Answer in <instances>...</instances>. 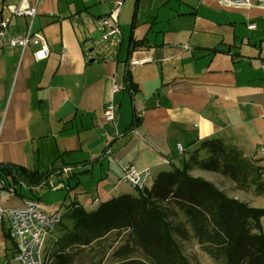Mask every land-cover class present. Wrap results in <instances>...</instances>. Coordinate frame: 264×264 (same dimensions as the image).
Here are the masks:
<instances>
[{"label": "crops", "instance_id": "0c3cea01", "mask_svg": "<svg viewBox=\"0 0 264 264\" xmlns=\"http://www.w3.org/2000/svg\"><path fill=\"white\" fill-rule=\"evenodd\" d=\"M20 1L0 0V23L10 18L0 37V164L41 172L56 168L49 181L60 178L53 189L68 186L70 201L49 204L40 194L44 184L33 190L22 185L20 194L1 190L5 208L20 207L33 196L62 215L74 204L94 210L102 201L133 193L122 179L127 165L150 167L156 177L183 167L210 138L264 166V6L226 7L218 0H29L37 7L31 21L11 17L7 6ZM117 1L123 2L122 40L93 54V35L101 33L97 18L113 11ZM29 30L26 47L11 46V39ZM132 37L145 41L132 55L150 61L128 66ZM45 45L48 56L36 58ZM127 69L135 92L125 87ZM116 82L122 86L118 91ZM111 101L117 106L113 123L104 118ZM15 249L5 219L0 264H10Z\"/></svg>", "mask_w": 264, "mask_h": 264}, {"label": "trees", "instance_id": "16d2710c", "mask_svg": "<svg viewBox=\"0 0 264 264\" xmlns=\"http://www.w3.org/2000/svg\"><path fill=\"white\" fill-rule=\"evenodd\" d=\"M144 42L131 38L127 64ZM125 87L131 92L138 89L128 69ZM256 162L222 139H205L183 167L161 171L151 185L137 193L112 197L91 211L72 205L62 215V235L49 250L53 264H73L80 249L111 234L122 240L112 252L113 264H192L180 240L195 241L220 264H264V208L229 197L211 181L191 174L194 169L219 173L240 186L250 178L263 188L264 166ZM54 171L56 168L41 172L14 163L0 164V182L20 194L22 185L33 190L47 183Z\"/></svg>", "mask_w": 264, "mask_h": 264}, {"label": "built area", "instance_id": "2783aa9c", "mask_svg": "<svg viewBox=\"0 0 264 264\" xmlns=\"http://www.w3.org/2000/svg\"><path fill=\"white\" fill-rule=\"evenodd\" d=\"M226 7H252L264 6V0H218ZM123 2L117 1L116 8L108 14L97 18L98 27L101 30V42H109L112 46H119L122 40V31L119 24V13ZM7 9L11 17H28L31 21L37 14V7L29 0H21L17 4H9ZM10 18L0 23V37L5 35ZM255 24L249 23V29H255ZM31 37V31L23 37L11 39V46L26 47ZM47 45L36 53V58H46L49 54ZM64 59L67 56L65 49L61 53ZM151 60L147 56H131L128 66L141 65ZM122 88L117 82L114 91ZM116 104L108 102L104 106V118L108 122H114L116 118ZM180 148H182L180 146ZM264 151V148H262ZM152 177L150 167L138 169L134 165H127L123 172V181L132 189L141 190L149 186ZM7 188L5 182H0V226L5 219L9 222L11 237L15 242V254L10 264H53V257L46 253V240L62 222V214L58 210H47L37 199H27L24 204L16 208H5L2 204L1 190ZM8 264V263H7Z\"/></svg>", "mask_w": 264, "mask_h": 264}, {"label": "rangeland", "instance_id": "374dc122", "mask_svg": "<svg viewBox=\"0 0 264 264\" xmlns=\"http://www.w3.org/2000/svg\"><path fill=\"white\" fill-rule=\"evenodd\" d=\"M91 48L94 49L93 54H97L100 50L106 52V50L112 47L109 42H101V33L99 30H96L91 42ZM191 174L211 181L218 188L223 190L229 197L239 199L240 201L248 203L250 206L252 205L258 208H264V187L259 188L261 183H255L249 178L245 185L240 186L222 174L199 169L192 170ZM154 177L155 176L151 177L149 185L152 184L155 179ZM59 180L60 178L58 179L55 177L50 181L48 180L49 182L42 186L43 189L40 191V194L45 202L55 205L62 204L64 201H66V204L69 203L70 198L68 186L60 190L53 189L54 187H57ZM261 180L263 182L262 184H264V177H262ZM131 190L133 193H137V190L132 188ZM31 195L34 194L31 193ZM261 224L264 229V215L261 217ZM62 233L63 230L61 229V226H59L54 230L51 237L47 238L45 243L46 253L50 252V245L56 238L61 236ZM121 243L122 240L117 234H111L106 240L100 243L80 249L73 264H113L116 259L113 257L112 252L115 248L120 246ZM180 244L184 254L192 264H220L205 253L195 241L180 240ZM111 245L114 247L110 248Z\"/></svg>", "mask_w": 264, "mask_h": 264}]
</instances>
